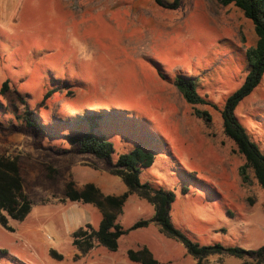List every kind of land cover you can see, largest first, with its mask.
Here are the masks:
<instances>
[{"label": "rangeland", "instance_id": "374dc122", "mask_svg": "<svg viewBox=\"0 0 264 264\" xmlns=\"http://www.w3.org/2000/svg\"><path fill=\"white\" fill-rule=\"evenodd\" d=\"M160 2L0 0V88L7 82L0 94V154L18 156L32 203L24 221H9L13 232L0 227V264H138L127 251L142 246L157 264H195L152 222L121 237L113 253L95 244L81 254L72 245L73 232L87 224L96 230L101 215L66 199V186L92 183L105 194H123L110 169L119 153L141 144L156 158L140 180L174 193L171 220L189 240L264 246V192L242 184L243 159L222 134L220 115L246 76L253 25L218 0ZM175 76L192 78L208 97V105L196 108L210 113V125L193 116L172 83ZM50 90L55 93L44 97ZM93 115L118 131L108 138L115 146L111 160L69 148L58 133L61 123ZM235 115L264 152V77ZM153 213L152 205L131 195L117 221L127 229ZM204 264L254 263L221 254Z\"/></svg>", "mask_w": 264, "mask_h": 264}, {"label": "trees", "instance_id": "16d2710c", "mask_svg": "<svg viewBox=\"0 0 264 264\" xmlns=\"http://www.w3.org/2000/svg\"><path fill=\"white\" fill-rule=\"evenodd\" d=\"M154 1L157 5H161L160 0ZM218 1L222 6L232 5L238 9L251 22L256 36L255 44L247 48L244 53L246 76L241 86L227 97L220 110V115L222 134L234 144L236 153L243 159V163L238 168L242 184L251 186L255 183L264 192V152L251 139L248 130L235 115L238 105L259 86L264 77V0ZM177 2L178 0H174V6ZM172 83L185 103L193 108V116L205 125H210V113L196 108V106L208 105L209 102L206 95L201 96L198 93L195 81L189 77L175 76ZM6 88L7 82H4L0 88L1 95ZM54 93L55 90H50L44 94V97L49 98ZM24 114L30 115L29 112ZM18 119L16 116V120ZM21 120L28 126H32L31 122L34 123L29 118H21ZM68 122L65 121L64 125L62 123L59 125V130L63 131L58 133L66 138L69 148L74 146L80 153L93 155L100 160H111V156L115 153V146L108 138L118 134L113 124L104 121L101 115L86 117L80 122L72 120L70 125L67 124ZM122 126H125L124 123L119 125L120 128ZM155 158L154 153L144 144L117 155L110 174L119 177L126 188L125 192L118 196L105 194L92 183L85 184L79 190L74 188L73 182L66 186L64 193L66 199L92 205L101 215L96 230L87 224L73 232L72 245L77 251L86 254L96 244L111 253L116 252L121 237L130 231L147 227L152 222L159 227L164 236L182 244L186 253L195 260V264H204L208 256L221 254L238 260L249 258L254 264H264V246L256 250H245L238 247L224 248L219 244L200 246L176 229L170 216V209L175 201L174 193L155 189L148 182H142L139 177L142 169L154 164ZM131 195H136L152 205L154 213L151 219L137 221L131 227L124 229L117 220ZM31 209L32 203L24 190L18 156L0 154V227L13 232L9 221H24ZM127 258L130 262L138 264L158 263L146 246L138 250H128Z\"/></svg>", "mask_w": 264, "mask_h": 264}]
</instances>
